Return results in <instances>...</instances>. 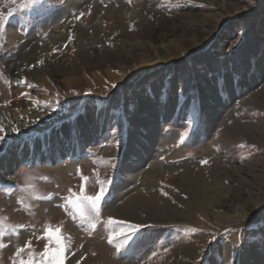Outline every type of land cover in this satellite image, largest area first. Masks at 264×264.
<instances>
[{
    "label": "rangeland",
    "instance_id": "obj_1",
    "mask_svg": "<svg viewBox=\"0 0 264 264\" xmlns=\"http://www.w3.org/2000/svg\"><path fill=\"white\" fill-rule=\"evenodd\" d=\"M23 3L0 0V144L23 150L0 182V218L28 227L3 240L0 264L29 240L41 251L46 222L70 238L65 264H264V0ZM36 148L63 153L22 160ZM77 169L89 195L112 180L84 224L59 206L79 192ZM29 182L52 199H32ZM109 217L142 225L121 252Z\"/></svg>",
    "mask_w": 264,
    "mask_h": 264
},
{
    "label": "snow or ice",
    "instance_id": "obj_2",
    "mask_svg": "<svg viewBox=\"0 0 264 264\" xmlns=\"http://www.w3.org/2000/svg\"><path fill=\"white\" fill-rule=\"evenodd\" d=\"M15 3L16 0H11ZM42 0H24V3L20 6L31 7L33 5H40ZM8 16L12 15V11L9 10ZM83 13H81V16ZM79 18V17H77ZM5 16L0 14V33H2L3 22ZM71 39V37L69 38ZM4 129L0 127V141L5 139ZM12 131H19L13 128ZM115 132V129H112ZM77 173L81 175L82 183L80 185L79 192H75L72 189L68 190V195L63 197L64 203L59 205L63 207L65 212L72 218L74 222L84 224L85 222H91L94 218L98 219L100 216V204L106 195V184H111L112 180L109 178L106 181L97 180L99 190L94 195H89L86 192V182L88 177H84L80 170L77 169ZM24 191H29L31 198L34 200H50L51 194L41 195L36 190V186L30 182L26 184ZM17 203L22 205V210H30V205L23 206V200L18 199ZM6 218H0V249L7 247L3 240L9 236L19 237L21 230H26L27 225H6ZM107 226H110V230L107 235V240L110 245L115 247L116 252H121L133 239L139 228L140 224H132L127 221H116L114 218L109 217L106 222ZM93 228L96 227L95 223H92ZM44 239L45 244L43 249L36 252L33 248L31 241H27L22 247H17L15 253H13V264H65L66 253L71 247L70 238L64 235L63 228L60 225H51L45 223L41 235L36 237ZM216 237L213 236L212 240ZM211 243V241H210ZM167 251V249H165ZM27 253L26 257L23 255ZM155 255V253H153Z\"/></svg>",
    "mask_w": 264,
    "mask_h": 264
},
{
    "label": "bare ground",
    "instance_id": "obj_3",
    "mask_svg": "<svg viewBox=\"0 0 264 264\" xmlns=\"http://www.w3.org/2000/svg\"><path fill=\"white\" fill-rule=\"evenodd\" d=\"M52 45V44H51ZM38 75H40V74H38ZM35 76V75H34ZM38 78H40V77H38ZM44 79V78H43ZM16 91V90H15ZM17 92V91H16ZM202 96H203V98L205 99V100H209L210 99V101H214V97L212 96V95H210V94H208V93H205L204 91H202ZM145 105V109H147L150 113L152 112H154L153 111V108L151 107V106H149V105H146V104H144ZM102 111V110H101ZM101 111H99V115H98V120H99V122H102V118H103V116H102V112ZM151 113V114H152ZM150 114V115H151ZM119 119V118H118ZM77 123H78V130H79V134H78V136H79V138L80 139H85V138H87L88 136H90V134H91V132L93 131V129H92V123L89 121L88 122V120L86 119V117H84V115H82V114H80L79 116H78V121H77ZM119 123H122V121H121V119H120V121H119ZM252 129V128H251ZM239 132V131H238ZM238 132H235V131H233L232 132V136H234V137H238L239 135H238ZM52 133V135H53V137H52V139L53 140H56V133L57 132H51ZM65 135H68L69 137H70V131L68 130V132H65L64 133ZM64 135V136H65ZM250 136V135H249ZM67 137V136H66ZM51 139V138H50ZM10 143V141H6V143ZM6 143H1L0 144V182L1 183H12L14 180H13V178H12V176H11V173H12V168H13V166H14V164H16L17 162H19V160H21V158H20V156L22 155V153H23V150H20L21 148L19 147V145H20V143L19 142H17V143H14V144H7L6 145ZM137 143V141H136V139H135V135L134 134H132V133H129L128 134V137H127V140H126V142H125V148L126 149H128V148H130V147H132L133 145H137L136 144ZM16 151H18L19 152V156H16L15 154H14V152H16ZM62 153H63V151H55V154H53V155H49L48 156V154L47 155H45V154H42V153H40L39 152V149L38 148H36L35 149V151L34 152H27V155H23V158H22V160L24 159L26 162H30V161H33V162H35V161H38V160H40V159H42V158H44L45 156H47V157H50L49 159H55V160H57L59 157H61L62 156ZM127 154H130V152H125L124 150H119L118 152H117V156L119 157V156H125V155H127ZM64 155V154H63ZM66 155H69V156H76V150L75 149H73L72 147H69V149L67 150V153H66ZM25 157V158H24ZM126 157V156H125ZM46 158V157H45ZM193 178V177H192ZM191 178V179H192ZM190 179V180H191ZM191 183V182H190ZM193 185H194V183H193ZM198 203H200L199 205L200 206H203L204 205V201H203V198L201 197L199 200H198ZM139 205H142V202L140 201V204ZM139 207V206H138Z\"/></svg>",
    "mask_w": 264,
    "mask_h": 264
}]
</instances>
